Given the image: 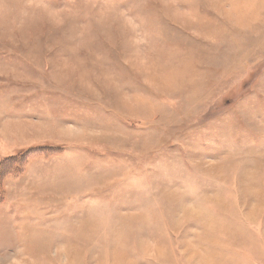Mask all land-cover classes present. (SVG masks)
Masks as SVG:
<instances>
[{
    "label": "rangeland",
    "instance_id": "1",
    "mask_svg": "<svg viewBox=\"0 0 264 264\" xmlns=\"http://www.w3.org/2000/svg\"><path fill=\"white\" fill-rule=\"evenodd\" d=\"M0 165V264H264V0H0Z\"/></svg>",
    "mask_w": 264,
    "mask_h": 264
},
{
    "label": "bare ground",
    "instance_id": "2",
    "mask_svg": "<svg viewBox=\"0 0 264 264\" xmlns=\"http://www.w3.org/2000/svg\"><path fill=\"white\" fill-rule=\"evenodd\" d=\"M133 33V32H132ZM134 35V34H133Z\"/></svg>",
    "mask_w": 264,
    "mask_h": 264
},
{
    "label": "trees",
    "instance_id": "3",
    "mask_svg": "<svg viewBox=\"0 0 264 264\" xmlns=\"http://www.w3.org/2000/svg\"><path fill=\"white\" fill-rule=\"evenodd\" d=\"M1 166V165H0Z\"/></svg>",
    "mask_w": 264,
    "mask_h": 264
}]
</instances>
